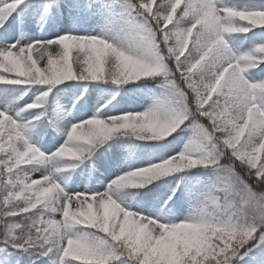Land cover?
Wrapping results in <instances>:
<instances>
[{
    "label": "snow or ice",
    "instance_id": "1",
    "mask_svg": "<svg viewBox=\"0 0 264 264\" xmlns=\"http://www.w3.org/2000/svg\"><path fill=\"white\" fill-rule=\"evenodd\" d=\"M0 264H264V0H0Z\"/></svg>",
    "mask_w": 264,
    "mask_h": 264
}]
</instances>
